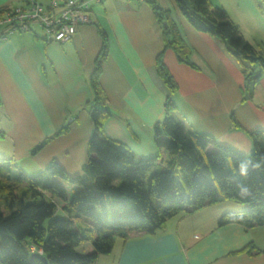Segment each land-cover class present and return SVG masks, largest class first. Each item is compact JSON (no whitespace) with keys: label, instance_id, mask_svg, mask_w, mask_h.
Returning <instances> with one entry per match:
<instances>
[{"label":"crops","instance_id":"crops-1","mask_svg":"<svg viewBox=\"0 0 264 264\" xmlns=\"http://www.w3.org/2000/svg\"><path fill=\"white\" fill-rule=\"evenodd\" d=\"M20 2L0 0V8ZM210 2L219 6L218 0ZM157 4L170 9L190 47L191 65L178 61L171 49L163 55L177 84L171 96L176 114L187 129L247 154L248 133L264 131V74L251 88L225 45L191 26L173 0ZM92 11L93 22L79 25L64 42H45L37 28L0 39V157L28 175L52 160L69 175L81 173L92 132L84 106L92 99L89 78L102 45L99 29L108 46L98 77L103 105L111 112L104 134L137 157L156 153L152 128L163 117L168 90L155 71L162 46L154 14L145 0H103ZM64 126L66 132L52 136ZM218 196L215 203L169 218L154 234L117 238L110 253L92 264L102 259L107 264H264V253L241 251L249 243L264 250V225H219L222 214L247 204Z\"/></svg>","mask_w":264,"mask_h":264},{"label":"trees","instance_id":"trees-1","mask_svg":"<svg viewBox=\"0 0 264 264\" xmlns=\"http://www.w3.org/2000/svg\"><path fill=\"white\" fill-rule=\"evenodd\" d=\"M173 1L191 26L225 45L239 63L245 83L259 80L264 74V45L256 49L245 41L227 12L210 0ZM145 2L154 14L162 46L155 57V71L168 90L163 117L152 128L156 153L137 157L126 144L104 134L111 112L103 105L98 77L108 46L99 29L102 45L89 78L92 99L84 106L92 132L81 173L69 175L52 160L28 175L11 159L0 157V264H92L99 255L110 253L117 238L154 234L169 218L215 203L218 195L248 206L222 214L219 225H264V131L248 133L252 151L241 155L209 134L187 129L176 114L171 96L177 84L163 55L171 49L178 61L191 65L190 47L169 8L160 7L157 0ZM9 7L0 8V16ZM57 210L62 216H56ZM83 243H88L86 252H77ZM29 245L41 253L31 251ZM241 251L264 253L251 243Z\"/></svg>","mask_w":264,"mask_h":264},{"label":"built area","instance_id":"built-area-1","mask_svg":"<svg viewBox=\"0 0 264 264\" xmlns=\"http://www.w3.org/2000/svg\"><path fill=\"white\" fill-rule=\"evenodd\" d=\"M102 0H51L47 5L38 0H26L6 9L0 16V39L14 32L37 28L46 41L69 40L77 27L93 22L92 6ZM31 251L35 248L29 245ZM41 253V250H37Z\"/></svg>","mask_w":264,"mask_h":264},{"label":"rangeland","instance_id":"rangeland-1","mask_svg":"<svg viewBox=\"0 0 264 264\" xmlns=\"http://www.w3.org/2000/svg\"><path fill=\"white\" fill-rule=\"evenodd\" d=\"M157 1L161 5L169 4V0ZM166 1H168V4H166ZM218 4L219 7L222 6L227 12V15H229L228 17L238 25L239 34L245 41L250 43L256 49H258L259 46L264 45V0H218ZM250 87L252 88L251 85ZM251 151L247 154H239L249 155ZM233 204L239 206L243 203L236 202ZM245 208L247 209L248 206ZM56 216H62V213L57 210ZM87 244L88 243H83L77 246L75 250L77 252L85 253L87 250ZM81 246L84 248L82 249ZM108 262V259H102L98 264H107Z\"/></svg>","mask_w":264,"mask_h":264},{"label":"water","instance_id":"water-1","mask_svg":"<svg viewBox=\"0 0 264 264\" xmlns=\"http://www.w3.org/2000/svg\"><path fill=\"white\" fill-rule=\"evenodd\" d=\"M164 25H165V23H164ZM32 255H33V254H32ZM41 259L44 260V261L46 260L44 257H42Z\"/></svg>","mask_w":264,"mask_h":264}]
</instances>
